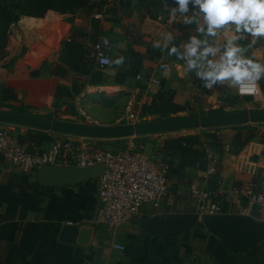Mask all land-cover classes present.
Wrapping results in <instances>:
<instances>
[{"label":"crops","instance_id":"0c3cea01","mask_svg":"<svg viewBox=\"0 0 264 264\" xmlns=\"http://www.w3.org/2000/svg\"><path fill=\"white\" fill-rule=\"evenodd\" d=\"M178 8L176 6L174 9ZM188 8L186 13L177 10L173 15V11L162 12L148 0H114L110 10L104 11V21L100 26L103 41L99 43L112 59V65L114 57L122 52L131 50L142 57L141 74L127 79L123 84L116 82L118 70L114 66L101 68L104 75L99 81H95L92 75L77 72H70L65 79L53 74L55 66L60 64L63 42L69 36H75L86 47H93L94 44L91 45L88 39L93 34L92 15L89 12L63 15L50 10L42 18L25 17L35 20L29 25L23 19V24L32 34L28 67L30 73L39 70L40 74L34 78L30 76L17 85L20 98L30 107L24 114L95 125L148 122V119L160 117L142 116V108L161 90L174 93L175 103L185 106L186 110L178 113L180 116L194 113L202 116L201 111L220 109H263L264 78L258 81L260 98L238 97L236 88L231 87L228 81L213 85L209 89L210 95L204 94L197 83L204 81L197 76L199 69L188 68L187 61L196 57L187 56V46L195 37L201 41L202 49V40L198 36L201 35L209 47L219 49L215 57L209 55L207 59L219 61L228 40L240 37L234 43L246 50L244 57L264 64V37L254 38L247 32H236L234 24L218 29L215 36H209L204 14L192 3ZM186 19L192 22L186 23ZM188 25L199 26L204 32L191 29ZM175 39L180 40L179 49L184 54L183 58H147L148 45L165 49ZM198 63L206 65L207 61L200 60ZM91 68L93 71L100 69L97 65ZM107 69L114 70L115 75L105 74ZM73 85L82 89L73 105H67L64 99L57 101L58 89L65 87L70 94L73 93ZM239 98L241 100L236 102ZM241 101L245 105L240 109L235 108L242 104ZM130 118L133 120L125 121ZM260 123L240 127L221 126L211 131L217 135L223 147L218 156L213 152L219 170L218 187H213L210 181L215 175L209 177L201 172L196 177L192 176V185L214 189L211 191L221 207L220 214H239V207L248 205L241 188L248 182L264 179V136L258 133L262 127ZM1 126L18 141L30 129H36L4 122H1ZM238 130H242L244 136L250 134L246 131L255 132V136L240 150H237L235 143ZM61 133L64 132H49L54 139L61 137ZM191 134L196 133L191 130L159 133L155 139L150 138L153 141L142 143L140 150L164 161L165 157L157 153L164 143ZM148 136H143L144 140L149 139ZM132 143L136 144L130 141L128 146ZM136 148H139L137 144ZM191 186L180 184L176 193L171 192V207L158 213L146 211L115 231L106 225L94 224L99 205L98 179L78 185L47 188L39 184L37 171L25 173L12 168L0 155V264H264V241L251 250L237 252L198 226L185 235L163 238L149 236L138 228V220L143 216L197 213V201L191 195ZM69 224L95 229L89 246L80 245L77 239L72 243L60 241L61 231ZM113 242L123 245L124 250L113 249Z\"/></svg>","mask_w":264,"mask_h":264},{"label":"built area","instance_id":"2783aa9c","mask_svg":"<svg viewBox=\"0 0 264 264\" xmlns=\"http://www.w3.org/2000/svg\"><path fill=\"white\" fill-rule=\"evenodd\" d=\"M92 56L101 68L112 66V59L101 43L93 45ZM236 94L256 99L261 97V88L259 86L258 92L244 95L236 89ZM258 133L264 136L263 126ZM98 141L100 138L61 133V137L53 138L48 148L32 154L0 122V155L12 168L28 173L38 171L44 165L91 168L104 164V171L98 179L99 205L95 225H106L116 231L146 212V208L148 212L158 213L173 205L171 187L176 179L168 176L167 164L160 159L145 157L134 144L127 149L112 150L99 148ZM206 152L210 163L206 175L211 177L217 172V161L210 149ZM241 192L248 205L239 207V214L264 222V179L248 182ZM191 195L197 201L196 214L201 219L220 214L221 207L213 191L192 185ZM112 248L123 251L125 247L113 242Z\"/></svg>","mask_w":264,"mask_h":264},{"label":"trees","instance_id":"16d2710c","mask_svg":"<svg viewBox=\"0 0 264 264\" xmlns=\"http://www.w3.org/2000/svg\"><path fill=\"white\" fill-rule=\"evenodd\" d=\"M34 1L38 2L40 0H31V3L35 8L33 10L36 13L29 15V17L42 18L49 10L64 14L67 10L71 11L73 9L72 7H63L64 3L57 5L56 3L51 2L46 3L47 5H42V2L35 3ZM102 2L104 3L107 1L102 0ZM148 2L157 9L161 10L162 12L166 11L167 13H172L173 9L176 6H179L177 0H148ZM101 3L96 4L97 7H99ZM77 6L78 8H84L87 6V4L82 2V0H79V3L76 5V7ZM0 18H3L4 21H2L4 22V24L20 20L19 15L10 14L6 7H3L1 4ZM188 27L200 31L199 26L188 25ZM93 29V39H98L101 35L99 23H96L95 26H93ZM0 36L1 39L3 37H6L4 33H2ZM198 36L202 40L201 51L205 47H209L204 37L201 35ZM70 39L71 41H66L63 44V54L60 57V64L55 66L53 74L65 79L69 76L70 72H77L85 76L92 75V78L95 81H99L104 75V73L101 70V67L97 65L95 58L92 56L93 47H86L85 44L78 42L75 36H71ZM179 45L180 40L178 39L173 40V42L165 49L150 44L148 45L147 49V58L156 59L164 56L170 60L181 59L184 57V54L179 49ZM173 48L176 49L175 53L171 51ZM117 61L120 62L117 63ZM141 62L142 57H140V55L134 53L131 50L116 55V57H114L112 65L118 70L116 75V82L118 84H123L129 78H136L139 74H141L143 69ZM93 65L99 66L100 69L97 71H93L91 68ZM197 83L204 94H211V91L208 88L204 87L205 81L201 80L199 82L197 81ZM66 91L67 89L65 87H61L58 89L56 97L57 101H61L62 99H64L65 102H67V105H73L75 97L82 92V89L79 88L78 85H73V93L69 94ZM2 98L5 104L0 105L1 110H8L6 104H8L9 101L17 100L16 95H14L13 91L8 88L5 89V91L2 93ZM29 109V106H20L18 108L15 107L14 109L9 110L13 112L25 113V111H28ZM185 110L186 109L184 105L181 106L175 103L174 93H167L161 90L153 97L150 103L143 106L141 115H158L160 117L159 121L169 120L172 115L184 112ZM213 111V114H223V112H216V110ZM240 125L243 124L232 126L240 127ZM49 132L50 131L44 129H30L25 135L19 137V142L26 147L29 153H40L50 144V142L53 141V138L49 134ZM254 136V131L248 134L247 136H244V132H242V130H239L235 136L237 150L242 149L246 145V143H248V141L251 140ZM207 149H210L212 152H215L216 155L223 149L216 134L210 133L206 136L188 135L173 138L167 140L164 143L163 148L160 149L157 153H160L165 157L164 161L162 162L167 164L169 167L168 176L170 178L176 179V182L172 184L171 192L176 193V190L180 184L187 183V185L191 186L194 179L193 177L196 174H198L199 172H207L210 164L206 152ZM210 181L213 187H218L219 174L216 173L214 178ZM197 228H204V225L200 223Z\"/></svg>","mask_w":264,"mask_h":264},{"label":"water","instance_id":"95a60500","mask_svg":"<svg viewBox=\"0 0 264 264\" xmlns=\"http://www.w3.org/2000/svg\"><path fill=\"white\" fill-rule=\"evenodd\" d=\"M104 72L115 75L112 69ZM39 74L40 71L37 70L32 72L31 76L38 77ZM0 122L97 138H118L264 122V109L119 125L84 124L0 109ZM103 171L104 164H97L91 168L44 165L37 171V179L43 187H63L97 180ZM200 223L233 251L246 252L264 241V222L240 214H216L203 219L196 213L155 214L139 218L138 228L149 236L163 238L185 235ZM94 231L93 227L79 228L77 225L69 224L63 228L59 239L64 243H72L77 239L80 245L87 247Z\"/></svg>","mask_w":264,"mask_h":264},{"label":"clouds","instance_id":"9594fccd","mask_svg":"<svg viewBox=\"0 0 264 264\" xmlns=\"http://www.w3.org/2000/svg\"><path fill=\"white\" fill-rule=\"evenodd\" d=\"M177 3L179 8L173 9V15L177 10L188 12L190 3L199 8L204 14L209 36H215L218 29L234 24L236 32H247L254 38L264 37V0H177ZM185 22L192 21L186 19ZM199 30L204 32L203 28ZM236 39L240 37L228 40L219 61L207 59L209 55L215 57L218 48L205 47L201 51V41L195 37L191 39L187 56L196 59L187 61L188 68L199 69L197 76L205 81L204 87L211 89L217 83L228 81L241 95L259 91L258 81L264 78V64L245 58L243 53L246 50L234 43ZM171 51L175 53L176 49ZM200 60L207 61L206 65L198 63Z\"/></svg>","mask_w":264,"mask_h":264},{"label":"rangeland","instance_id":"374dc122","mask_svg":"<svg viewBox=\"0 0 264 264\" xmlns=\"http://www.w3.org/2000/svg\"><path fill=\"white\" fill-rule=\"evenodd\" d=\"M4 1H6V2H4ZM103 1H105V0H103ZM106 1L107 2L103 3L102 0H82V2L87 4V6L84 8H78V6L76 7V5L79 3V0H40L38 2H42L43 3L42 5H47L46 3H51V2L56 3L57 5L64 3L63 7H72L73 8L71 11L67 10L66 13H64L63 15L69 14V13L76 14L78 12H84V11L89 12V14L92 15L91 26L93 27V26H95L96 23L97 24L99 23V27H100L101 23L104 21V18L102 17V15L105 13L104 11L110 10L111 3L114 2V0H106ZM116 1H120V0H116ZM34 2L38 3L36 1H34ZM98 3H101L99 7H97V5H96ZM0 4L3 7H6V9L10 12V14L19 15V18H20L19 21H12V22H9L7 24H4L3 18H0V35L2 33H4L6 35L5 38L4 37L2 39L0 38V105L5 104L4 100L2 98V93L5 91V89L8 88V89H11L13 91L14 95H16V97H17L16 101H9V103L7 102L8 104H6V105H7L8 110L14 109L15 107L18 108L20 106H26L27 107L28 103L24 102L23 98H20L17 85L21 82L26 81V79H28V77L31 76L30 68L28 67L30 65L28 54H29L30 48H32L31 47V44H32L31 43V41H32L31 35L32 34L29 33L30 31L27 29V27H26L27 25L23 24V19L25 17H29V15H31L33 13H36L33 10L35 8L33 7L31 0H0ZM25 19H26L25 21L29 25H32L35 21V20H30V18H28V19L25 18ZM100 29H101V27H100ZM69 38H70V36H69ZM68 39H66L63 42V44L66 41H68ZM88 39H89V43L91 45H93V44L95 45L96 43H99L102 40V36H101V38L99 37L98 39H95V38L93 39V36H91ZM61 56H62V54H61ZM240 100L241 99L239 98L235 101L239 102ZM216 101L219 102V99H217ZM241 102H242V104L238 105L235 108L240 109V108H242L243 105H245L243 103V101H241ZM251 110L247 109V110H243V111H223L222 109H220V110H217L216 112H223V114H225V113L244 112V111H251ZM116 111H120V109H117ZM213 112L214 111H201V113L203 114L202 116L215 115V114H213ZM179 114L172 115L169 119L201 117V116H198V113H194V115H190V116H180ZM159 119L160 118H151V119H148V122L159 121ZM130 120H133V118H130V119L125 120V121L127 122ZM130 124H136V123H130ZM11 125H13V124H11ZM259 126L264 127V122H261ZM255 129H258V128H255ZM188 130H191V131L196 133V134H191V135L206 136V135L211 133L213 128L208 127V128H196V129H188ZM179 131H187V130H179ZM179 131H169V132H159V133H173V132H179ZM238 131H237V133H238ZM251 132H253V131H251V130L246 131V133H251ZM159 133L146 134V135H149L148 136L149 139H147V140H144L145 138L143 136H145V135L125 136V137H118V138H101V139H107V140H103V141L100 140L97 142V145L99 148H102V149L117 150V149H120L123 147H125V149H127L129 147L128 144L130 143V141H134V142H136V144L140 148L142 146V143H144V142L147 143L148 141H150V142L153 141V140H150V138L155 139V135L159 134ZM132 144L136 145L135 143H132ZM144 154L146 155V157L152 158L150 154L148 155L147 153H143V155ZM218 172H219V170H217L216 173H218ZM146 209H147L146 211L149 210L148 208H146ZM166 211H167V209H166Z\"/></svg>","mask_w":264,"mask_h":264}]
</instances>
